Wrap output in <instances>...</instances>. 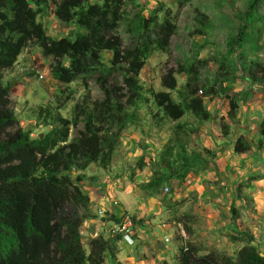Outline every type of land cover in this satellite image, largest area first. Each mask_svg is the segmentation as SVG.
Returning a JSON list of instances; mask_svg holds the SVG:
<instances>
[{
  "label": "rangeland",
  "instance_id": "374dc122",
  "mask_svg": "<svg viewBox=\"0 0 264 264\" xmlns=\"http://www.w3.org/2000/svg\"><path fill=\"white\" fill-rule=\"evenodd\" d=\"M249 1L123 0L121 20L114 32L119 35L123 49L139 40L142 16L157 13L161 21L169 12L176 24V33L167 49L154 50L139 73L138 83L146 99L138 106L126 102L128 91L123 77L128 74L127 65L120 63L116 70L107 73V67L111 65L109 51L101 53L103 64L97 70L71 83H63L52 76L57 61L67 64V60L44 56L35 40L27 44L11 68L0 70V81L10 87L9 107L18 118L19 126L30 132L31 139L43 140L50 146L60 132L66 130L64 122L70 121L67 143L78 144L85 117L92 118L94 126L101 129V136L106 137L102 142L105 150L83 171L79 170L82 161L76 162L71 168V178L81 174L82 191L87 194L90 191L114 192L116 198L113 201L117 202L119 214L128 210L134 217L135 228L138 224L149 226V221L154 218L152 223L162 229L161 241L169 239L170 235L173 237L166 243L171 248L167 258L170 264L178 261L179 248L186 243H192L198 254L224 251L235 259L236 248H227L224 241L229 237L228 232L220 233L215 239L209 229L216 221H211L208 201L216 194L214 190L221 193V189L226 188L216 177L228 180L237 172L229 165L235 158L240 156L241 161L247 160L253 165L252 170L264 164V74L257 73V79L252 82L238 63L233 73L230 67L236 60V53L227 55V42L236 34L237 19L245 14ZM90 3H101V0H91ZM258 12L264 15V2L258 5ZM37 20L51 38H74L84 32L75 21H60L54 14L52 2L38 14ZM255 26L260 32L259 49L242 46L236 49L237 53L245 52L247 56L245 68L250 58L264 66V22ZM190 64L197 69L191 81L186 73L179 71L180 67ZM170 70L176 80L174 90L162 85L163 77ZM18 77L21 79L11 86L9 82ZM209 86H213L217 93L206 95ZM225 86L232 88L237 101L238 107L232 113L226 95L218 93ZM104 89L110 93L112 103L121 106L116 117H109L95 105V102L104 100ZM193 90L203 97L211 114L207 121L191 112H186L179 120H172L157 106L153 97L157 92H170L175 102H181L186 101ZM245 94L246 99L242 100ZM75 119L76 124L73 123ZM239 136H243L252 148L242 154H233L231 151ZM139 159L144 166L135 169ZM225 164H228L227 170L222 168ZM84 180H88L87 186ZM149 195L162 203L163 211L144 215L146 208L151 211L156 205L150 201ZM140 203L145 208L142 209L144 217H139L142 215L139 213ZM89 214L94 217L90 206ZM100 214L110 236L114 215L109 211L97 213ZM218 215L225 218L223 213ZM109 221H113L112 224ZM82 226L80 234L88 253L93 239L81 233ZM109 238L108 246L113 251L117 250V245L120 252L128 246L117 238ZM115 263L114 252H106L103 264Z\"/></svg>",
  "mask_w": 264,
  "mask_h": 264
},
{
  "label": "trees",
  "instance_id": "16d2710c",
  "mask_svg": "<svg viewBox=\"0 0 264 264\" xmlns=\"http://www.w3.org/2000/svg\"><path fill=\"white\" fill-rule=\"evenodd\" d=\"M90 1L0 0V70L11 68L27 44L35 40L44 56L67 60V64L57 61L52 76L63 83H71L97 70L103 64L101 53L109 51L111 65L107 67V73L116 70L120 63L127 65L128 74L123 77L128 91L126 102L138 106L146 99L138 83L139 73L154 50L167 49L176 33V24L169 12L161 21L157 13L142 16L139 40L123 49L119 35L114 33L121 20L123 0ZM49 2L54 4V14L60 21H75L84 32L74 38L47 36L37 16ZM262 2L264 0L249 1L245 14L237 19L236 34L227 42V55L236 53L230 70L234 73L239 65L252 82L257 79V73L264 74V66L250 58L245 68L247 56L245 52L237 53L236 49L240 46L259 49L260 32L255 25L264 22V15L258 12ZM179 71L186 73L191 81L197 69L190 64L180 67ZM162 85L169 90L176 88L171 70L163 77ZM9 89V85L0 81V264H103L109 249L108 240L97 236L91 240L88 253L83 247L80 228L84 220L93 215L89 214L90 198L82 191L81 174L72 179L70 172L76 162L82 161L80 171L96 162L105 150L102 142L106 137L101 136V129L94 126L92 118L86 116L78 144L67 143L70 121L64 122L66 130L60 132L50 146L43 140L31 139L30 132L19 126L18 118L9 107ZM231 89L225 86L218 92L226 95L230 113L238 107ZM205 93L212 95L217 91L209 86ZM104 94V100L95 105L111 118L118 116L121 106L112 103L106 89ZM153 97L157 106L172 120H179L186 112L204 121L211 118L203 97L198 96L196 90L181 102H175L170 92H157ZM76 122L75 119L73 123ZM251 148L247 140L239 136L233 152L242 154ZM108 153L111 155L112 150ZM143 166L139 159L135 169ZM80 209H83L82 213ZM113 217L115 221L119 220ZM252 241L249 239L236 252L235 259L224 251L198 254L192 243H186L179 248L178 261L173 264H264V255ZM115 264L122 263L117 261ZM159 264L170 263L161 261Z\"/></svg>",
  "mask_w": 264,
  "mask_h": 264
},
{
  "label": "crops",
  "instance_id": "0c3cea01",
  "mask_svg": "<svg viewBox=\"0 0 264 264\" xmlns=\"http://www.w3.org/2000/svg\"><path fill=\"white\" fill-rule=\"evenodd\" d=\"M231 152L233 153V151ZM240 159L239 156L238 159L235 158L229 164L237 172L233 173L228 180L222 176L216 177V179H221V184L226 185V188L223 187L221 193H219L220 190H214L216 194L208 201L210 203L208 207L211 210V214L209 215L212 216L211 221H216L212 223L209 229L213 232L215 239L219 237L220 233L228 232L229 237H225L224 240L226 241L227 248H236L235 250L238 251L249 239H252V244L264 255V164H259L257 170H252V164L248 163L244 158V161ZM227 165L225 164L222 168L227 170ZM251 176H254L255 179L250 180ZM87 182L88 180H84L85 186H87ZM113 193L112 191L100 193L90 191L88 193L94 217L86 219L83 223V231L81 233H85L86 237L94 239L97 235H103L104 239H110L106 229V222L102 219L101 214L100 216L97 215L98 212L109 211L116 217L123 213H130L125 209V212L119 214L120 212L116 206L117 202L113 201V198H116ZM149 196L151 197L150 201L152 203L155 202L156 205L151 211H148L146 208L144 215L147 214L149 216V214H158L163 211L164 207L162 203L158 202L153 195ZM139 206L141 210L139 213L142 214L139 217H144L142 212V209H145L143 208V203H140ZM218 213H223L225 218H220ZM153 219L149 221V226L143 227L140 224L135 228V244L133 246H127L121 252L119 251V245H117V250L114 251L109 246L107 252H114L115 262L133 264V261L135 264H158L163 260H168L171 248L166 243L170 241H161L162 229L152 223ZM112 222L109 221V224H112ZM219 227H224V229H220ZM169 239H173L172 235L169 236Z\"/></svg>",
  "mask_w": 264,
  "mask_h": 264
},
{
  "label": "built area",
  "instance_id": "2783aa9c",
  "mask_svg": "<svg viewBox=\"0 0 264 264\" xmlns=\"http://www.w3.org/2000/svg\"><path fill=\"white\" fill-rule=\"evenodd\" d=\"M118 221L114 222V227L111 229L110 237L117 238L119 242L125 243L128 246L135 244V224L134 217L129 213L120 215ZM165 242L169 241L165 238Z\"/></svg>",
  "mask_w": 264,
  "mask_h": 264
},
{
  "label": "water",
  "instance_id": "95a60500",
  "mask_svg": "<svg viewBox=\"0 0 264 264\" xmlns=\"http://www.w3.org/2000/svg\"><path fill=\"white\" fill-rule=\"evenodd\" d=\"M21 79V77L15 78L12 81L9 82V84L12 86L14 85L17 81H19Z\"/></svg>",
  "mask_w": 264,
  "mask_h": 264
}]
</instances>
